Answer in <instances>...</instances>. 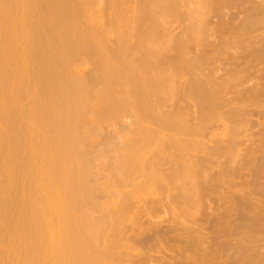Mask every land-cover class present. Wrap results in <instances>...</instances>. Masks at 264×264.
Masks as SVG:
<instances>
[{
    "label": "bare ground",
    "instance_id": "bare-ground-1",
    "mask_svg": "<svg viewBox=\"0 0 264 264\" xmlns=\"http://www.w3.org/2000/svg\"><path fill=\"white\" fill-rule=\"evenodd\" d=\"M0 264H264V0H0Z\"/></svg>",
    "mask_w": 264,
    "mask_h": 264
},
{
    "label": "rangeland",
    "instance_id": "rangeland-1",
    "mask_svg": "<svg viewBox=\"0 0 264 264\" xmlns=\"http://www.w3.org/2000/svg\"><path fill=\"white\" fill-rule=\"evenodd\" d=\"M218 57H220V56H218ZM225 57V56H224ZM221 59H222V56H221ZM224 60V58L220 61V59L216 62L218 65L222 62ZM216 63H215V65H216ZM128 189H130V188H128ZM127 189V190H128ZM146 195H142L139 199H140V203H139V205H140V207H138L137 209H139V212H140V210H141V212H143L144 210H142V209H145V211L149 214V212L148 211H150V208L152 209L151 211H150V214L153 216H155V217H153L156 221H157V219H159L160 217V215L162 214L161 213V210L163 209H161L160 207H158V206H161L159 203H156V202H158L157 201V199L155 200V198H157V197H155V196H149V195H147L146 197H145ZM141 198H143V199H141ZM144 198H145V200L147 201V202H145V200H144ZM149 198V199H148ZM152 198V199H151ZM142 200H143V202H142ZM154 200H155V203H156V205H155V203H154ZM151 203V205H150V203ZM141 203L144 205V206H147V207H145V208H143V206H141ZM146 204V205H145ZM149 204V205H148ZM157 204H159V205H157ZM154 205V206H153ZM152 206V207H151ZM158 208H160V209H157ZM136 209V210H137ZM156 209V210H155ZM138 211V210H137ZM146 213V214H147ZM143 214H145V212H143V213H141V216H144ZM158 214H160V215H158ZM163 215H165V214H162V216L161 217H165V216H163ZM166 216H167V214H166ZM157 217V218H156ZM159 217V218H158ZM146 218V217H145ZM153 219V220H154Z\"/></svg>",
    "mask_w": 264,
    "mask_h": 264
}]
</instances>
